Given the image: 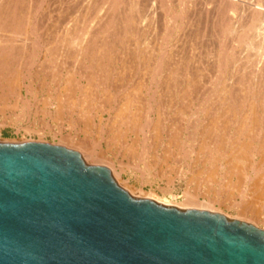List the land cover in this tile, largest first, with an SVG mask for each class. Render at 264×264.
Instances as JSON below:
<instances>
[{"label": "rangeland", "instance_id": "1", "mask_svg": "<svg viewBox=\"0 0 264 264\" xmlns=\"http://www.w3.org/2000/svg\"><path fill=\"white\" fill-rule=\"evenodd\" d=\"M72 1L71 0H62V1L61 0H56V1L55 0H52V1L51 0H44V1L42 0V2L40 4L37 3L40 8L38 6L34 5L36 7V9L34 8L33 5H31L33 7L32 12H34V13H32V15H34V17L31 15V21L34 25L30 24L31 27H29V29L32 28V30H29L28 25H27V32L26 33L28 35L26 34V37L27 36L29 37V38L27 37V39H28L27 44L29 46L26 44L28 47L25 51L26 53L24 52L25 56L20 57L19 55H17V57H15L13 60L14 61L13 63H15V64L13 66H11V68L16 69V71L18 69L20 77H21L20 81L23 77L25 79V80L22 79V81L20 83V84H22L21 85V88H22L21 89V96L17 97L16 94L15 95H13V94L9 95L8 94L9 91H8V89H6L7 87H3V89H1V91H0V95H1L0 97H4L5 100L8 97L7 101L6 102L4 101L7 105L3 102V98H1L2 100L0 99V141L1 142L40 141V142H46V143L62 145V146H65L66 144L64 141H67L68 143H72L71 149L77 150L82 155V158L83 159L85 158L84 160L86 163L94 164V165H103L106 167L108 166L107 168L108 169L110 168L109 170L112 172L111 174H112L113 178L116 180V182L118 184L120 183L122 187L124 186L123 188H126V190L128 192H132L131 194L134 193L133 194L134 196L137 195L136 198H147V195H148V197L149 196L153 197L152 200H154L156 202L159 201L158 203L161 202V204H163V205H172V206L178 207L180 209H187V208L198 209V207H199V209H202V210H207V211L217 212V213L223 214L228 219H237L240 221H244V222L253 224L254 226L264 230V210H262V209H264L263 205H260L261 203L259 204L260 206H262L261 207L262 209H260V206L258 204H255L254 209L255 210L259 209L258 211H256L257 216L255 215V217H257V218H255V217H253L254 215H252L253 213L245 212L243 210V207H242V202L240 203V201H242V197L240 195V190H242L241 187L243 188L244 184L249 185L248 183H250V178H253V177L255 178V176L252 175L251 171L247 170V168H246L247 164H248V163H246L247 160H246V162L244 161V165H243L242 160H240V163L242 162L241 165L244 166V167L241 166V168L242 169L246 168V170H243V171H246V173L244 172L245 176L243 175V178H245V177L246 178H245V181H243L244 179L241 178L243 181L242 183H238L239 175L238 176L235 175V176L230 177L229 173H227L228 172L227 168H228V165L230 162V155L232 154L231 151H233V149L231 150V147H230L231 145L229 146V144L231 141L238 139V135L235 136L236 135V131H235L236 126L233 125L231 127H228L227 124L229 122L226 124L227 121L224 120L225 124H223L222 122H224V121H221V126L223 124L224 128L223 127H222V129L220 128L221 131H219V132H220V135H222V136H223V134L225 136H227V133L228 134L230 133L229 135L231 136V140H229V144H227V146H229V147H227L225 144H222L221 147L220 146L217 147V146H215V144L213 142L210 143V141H209L207 146H209L210 144L211 145L208 148L205 147L204 150L199 149L201 147L200 145H201L202 139L200 138L201 134H198V133H200V129H202L201 127L203 125L202 124L203 123V117L205 116V114L210 115L212 112H209V110L211 111V109H213L214 107H217V104H216V102H213L214 101L213 99H215V95L218 94L220 91V88H222L221 85L226 84L227 82H228V84H230L229 82H231V84L234 87H236V85H234L235 83H232V82L237 81L236 79H234L233 75H235V74L238 75L240 73V72H237V69L235 66L234 67L232 66L233 69H231V65H234V64H232V63H234V62H232V61H234V60H232L235 58L234 56H236L237 54L239 55V53H241L242 50H240L239 44L235 43V45H237V46L234 49L235 51H233L234 53H230V51H227L228 50L227 48L230 45L231 40L234 39V37L233 38L231 37L233 33H230V34L228 33L230 35L229 37L227 34L220 35V34H222L221 32H223V31L220 32V28L224 27V26L220 27L221 26L220 23H222V20H219V19H221L220 17H222L221 10H218V13L215 12L214 16L212 13H211L212 15H210V12L212 9L209 8L210 10H208L207 8L206 9L204 8V7H206V4L204 6L205 0H203V1L197 0V2L195 4L196 6L194 5L192 7V9L188 8L186 10L188 12L185 11V13H186L185 18L183 20H177V22H176L174 20L173 16L175 15L176 11L178 12L181 9V3L178 4V0H168L167 3L163 2L164 4H162V7H164V8H161V5H160L161 0H158L159 2L156 1V3H155L156 7H154L152 5V3H150L149 4L150 6H148V7L152 8V6H153V8H154V9L152 8L153 9L152 13L150 11V8H147L146 13L149 12V14L147 15L148 17L146 16V13H145L146 17L145 16L143 17L146 21H142L144 19H142V20L139 19V21L135 24L136 30L139 29L140 32L139 31H137V32H135V31L125 32L126 35H124L123 39L127 40V38L130 36V39L128 38V41L129 40H132V41H130V43L126 42L127 44L123 45L125 43L124 40H118L117 38L115 39V40L119 41V42L117 41V43H115V44H116L117 48L120 47V49L118 48L119 53L118 52L116 53L117 56L119 55L118 57L115 55L116 51L114 52V55H115L114 59L120 58L118 60H120L122 62V60L124 58H127L126 59L127 63H126L125 59L123 60L124 62H122V63L119 62L118 60L117 61L114 60L115 62L114 61L112 62L113 67H111V69H109V71L111 72V73L109 72V74H110L109 76L110 77L112 76V78L108 77V79L109 78L110 79L107 82V84L111 83L110 84V89H111L110 91L107 90L106 91L107 93H105V91L102 89L103 86L101 87V85L99 83L96 86V87H98V85H99V87L93 89V91H94L93 93H95V94L91 95L92 98L93 97L95 98V96H96V99L98 97L99 100L95 99V101H94V99H93L94 102L92 101L90 103L91 106H89V111H88L89 116H87V117L89 118L91 125H89L90 127L89 126L85 127L86 128L85 129L83 122H85V120H87V117L84 115L85 114L88 115V114L87 113L83 114L82 113L83 111H81V110L79 111L78 107L74 106V104L77 102V97L79 96L78 95L79 93L74 94L73 99L76 100L75 103L74 102L68 103L69 105L71 104V107H73L72 108L73 110L71 109V107H70V109H67V108H69L68 104L63 103V105L65 104L64 105L65 107H64L62 115H60V117H58V115L56 114L57 112H55V111H57L55 109L57 107L56 106L57 105L56 104V102H57L56 93L58 94V92L61 90V87L63 86L62 84H64V82H65L64 78L66 77L65 69L64 68H63L64 70L62 69L63 70V71H61L62 74H59V73H61L59 69H61L60 67L64 64L63 66H65V68H68V69L70 68V70H71V68H73L72 63H69L70 64L69 65L68 62L70 60L69 61H67L66 59L64 60L63 56H61L62 59L60 58L61 61H59V57H60L59 55H57V57L55 58V63H50V61H51L50 59H52V58H50L49 55H47V53L52 54V52L50 50L49 51L47 50V52L44 51L49 46L50 47H56L57 46V44L54 43L56 38L58 37L57 39H60V38L62 39L63 34H61L60 32H62L63 29L65 30L66 28H68V27H64V25L67 24L66 26H68L69 22H70L69 24L72 23L71 21H72V19H74L72 17H74V15H76V14H74L75 13L74 11H75L77 5H78L77 9H79L81 7V0H78V3H77V0H72ZM144 1H146V4H148L150 2V0H140L139 2L142 3ZM101 2H102V0H101ZM101 2H100V4H101ZM166 6H168V8H166ZM64 7H67V8H64ZM178 7H180V9H178ZM202 7H203V9H201ZM194 8H195V11H194ZM140 9H141V6H140ZM168 9H170V10H168ZM162 11L164 12V14H160V13H163ZM204 11H209V12H208V14H205L206 12H204ZM155 12L159 13V15L156 14ZM170 12H171V14H170ZM197 12L198 13L200 12V13L198 14ZM62 13H64V14H62ZM167 13H168V15H167ZM193 13L194 14L196 13L195 14L196 16ZM57 14H58V16H57ZM77 14L80 15L79 12H77ZM153 14H154L155 18H157L156 16H158V18L154 19ZM57 17H59L60 19ZM203 17L205 18L204 21H203V19H204ZM56 18L59 21L56 20ZM191 18H193V20ZM65 19H66V21H65ZM194 20H196V21H194ZM243 20L244 19H242V22L240 20L241 24L244 22ZM119 21H120V19L116 20V22H119ZM139 22H141V23H139ZM145 22L148 24H145ZM149 22L153 23V24L151 25ZM194 22H196V24ZM172 23H173V25H172ZM261 23H262V28H263V29L261 28V30H263V31H261V34L259 36L260 38L258 40L256 39V41H258L259 45H261L260 42L263 41V40H261V37L263 38L262 33L264 32V19L262 20ZM35 24L38 27L35 26ZM165 24H166V26H168V28L165 27ZM193 24H195V25H193ZM120 25L121 24H117V26L115 25L114 30H116V33L118 31H120V28H121ZM158 25H159V27H158ZM33 27H36L37 30ZM150 27H152V28H150ZM180 27H182V28H180ZM61 28H63V29H61ZM164 28H167V30L169 32ZM186 28H188V29H186ZM149 29H150V32H149ZM192 29H194V30H192ZM145 30H146V32H145ZM186 30H189L188 33ZM201 31H203L204 33H201ZM113 33H115V32L113 31ZM120 33L121 34H119V32H118L116 34V36L118 37V34H119V36L120 35L123 36L122 32H120ZM129 33H130V35H129ZM169 33L172 37L169 35ZM201 34L202 35L204 34L203 36L205 38ZM146 35H147V37H145ZM187 36L190 38H188ZM196 36H198V37H196ZM233 36H235V34H233ZM139 37H141V38H139ZM113 38H115V37H113ZM149 38H150V40H149ZM196 38H197V40H195ZM250 38L252 39V41H251V39H249L250 42L248 41L247 43L252 42V44H249V45L246 44L247 46L245 45V47H250V48H247L248 50L246 52L247 53L246 59H248V60H246L245 65H243V66H245V69L250 68L249 65H250L251 59H254L257 57V55L254 54L255 53L254 50L256 49L255 46H256L257 42L254 43L253 37H250ZM21 39H23V38H21ZM152 39H153V41H152ZM162 39H164L165 42ZM145 40H146V42L148 41L149 43L147 42L148 43L147 44L145 42ZM222 40H224V41H222ZM35 41H37V42H35ZM67 41L69 42L70 40L68 39ZM220 41H221V43H220ZM49 42H52L53 46L49 45V44H51ZM134 43L135 44L140 43V45H136V47H135ZM21 44H23V43L21 42ZM35 45L37 47H34ZM46 45H48V46L46 47ZM142 45L144 48L142 47V49H140L141 48L140 46H142ZM151 45L156 47V49L155 48L150 49ZM188 45H191V46L188 47ZM197 45L199 46V48H197ZM30 46H33V47H30ZM67 47H70L69 51H71V53L74 52V50H72L73 49L72 45L69 44V46H67ZM183 47H184V49H182ZM30 48H32V49H30ZM58 48L60 50L59 46H58ZM176 48H178L179 50ZM223 49H225L226 51ZM249 49H251V50H249ZM138 50H139V52H138ZM166 51H167V53H169V52L170 53L167 54ZM192 51H193V53H192ZM197 51H199V52H197ZM221 51L223 53L225 51V53H224L225 55ZM176 52H178V53H176ZM184 52H186V53L184 54ZM209 52H210V54H209ZM220 52L222 53V55ZM235 52H237V53H235ZM127 53H128V55H130L128 57H131V58L133 57L135 60L133 58L132 59L130 58L132 61L130 59H129L130 60L129 61L128 57H126ZM146 54L149 55V57ZM176 54H177V56H175ZM22 55H23V53H22ZM170 55H172V56H170ZM136 56H138V57H136ZM145 56H147V57H145ZM158 56H160V57H158ZM161 56H162V60H160ZM181 56H182V58H185V59H182ZM254 56H256V57H254ZM18 57H20V58H18ZM174 57H176V58H174ZM192 57L194 58V61L191 59ZM226 57H228L227 58L228 60L226 59ZM17 58H18V61L15 62V60H17ZM22 58H23V60H22ZM168 58H171L173 62H176V63H173V65L176 64L175 66L179 65V64H177L178 61L181 62L182 65L183 64L185 65V63H182V62H184V60H186L185 62L188 63V64H186V66L189 65L190 68L192 66L191 69H192V71L194 70V73L196 72L195 69L196 68L198 69L199 73L196 72V74L197 75L200 74L199 78H198L199 82L197 83L198 84L197 90L195 89L196 91L193 95L188 96V97L186 96L184 99V97L180 94L179 90L182 87V82L180 83V80L182 79V76H181L182 72L181 71H182L183 66L177 71L176 75L175 74L173 75V77L171 78V80L173 79V81L168 82V79H170L168 76H170L171 69H173V66L171 67V65H170L171 63L167 64L170 71H169V69H165L164 65L167 62L166 60ZM195 58H196V60H195ZM25 59H27V61ZM136 59H138V60H136ZM221 59H222V62L220 63L219 61H221ZM47 61H49V62H47ZM128 61H129V63H128ZM135 61H136V64L138 66L135 67V65L133 64L134 65V70H133L132 67L129 68V66H131V65L128 66V64H130V62L132 64ZM149 61H150V63H149ZM156 61H159V62L156 63ZM228 61H230L231 63H229ZM19 62H23L24 65H21V67L19 66V68H17L18 65L16 66V63H19ZM58 62H60V63H58ZM223 62H224V64H223ZM124 63H126L128 68L127 67H125L126 69L122 68ZM163 63H164V65H163ZM53 64H56V68L58 67L57 68L58 71L55 69V65H53ZM57 65H59V66H57ZM67 65H69V67H67ZM120 65H122V66H120ZM148 65H149V68H148ZM155 65H156V67H155ZM161 65L164 66V67H162L164 69V70L162 69V71L157 69V66L160 67ZM215 65L218 67H221V68H219V70H218V68ZM43 67H45V68H43ZM202 67H204V68H202ZM53 68H54V70H53ZM135 68H137V69L135 70ZM155 68H156V70H155ZM240 68L243 69L244 67L243 68L240 67ZM122 69L123 70L125 69V72H122L123 71ZM225 69H227V70H225ZM27 70H28V72H27ZM130 70H131V73H130ZM234 70H236V73L233 74ZM166 71L169 73V75H167L168 73ZM215 71H217V72L219 71V75H221V77L222 76L223 77H222L221 81L219 79V82L217 83V85H212V79L215 76V74L217 73ZM230 71H231V73H230ZM253 71H255V72H253ZM257 71H261V69L260 68L259 69L252 68V72L255 75V77L253 78L254 75L252 74V72L249 73L248 70H246L247 74H249V75L251 74L250 76L252 77V79L249 76L246 77V79H248V81L250 79L249 86H251L253 84L251 82V80L254 81L256 79V82L258 81L257 79H259L258 75L260 73ZM228 72H229V74H228ZM145 73H146V75H145ZM53 74H54V76H53ZM130 75H131V77H130ZM178 75L181 76V77L179 76L181 79L178 77ZM153 76H154V78H153ZM56 77H57V79H56ZM232 77H233V79H232ZM177 78H179V79H177ZM200 79H202V80H200ZM132 80H133V82H132ZM219 83H221V84H219ZM23 84H24V86H23ZM109 84H108V86H109ZM117 84H118V86H116ZM137 85L139 87H142V88H140L141 91L139 90V88H137L138 90L136 89L137 90L136 92L140 95L139 96H137L138 94L134 95L135 98H137V100H138V101L136 100L135 104L136 105L139 104L137 106L135 105V107H136V109H138L139 116L141 117L140 121H142L143 123L148 121V120H145L144 117L145 116L148 117L147 116L148 114L146 112L149 111V109H148L149 105H151V107L153 106L152 110L155 109L151 113V121L153 122L152 125L153 126L156 125L158 123L157 122L158 120L161 121V122H159V124H157V125H159L158 127H156L153 130L151 129L150 131L148 130L149 131L148 134L147 133L145 134V133L140 132V131L138 132L137 130L134 131L132 128H130V126H127V125H126V129H125L124 125H122V126L120 125V127H118V125L115 124V120H114V115H115L114 112L118 107H120L122 105L121 102L124 99L123 96L129 95V93L132 94L133 92H131V91H133L134 87ZM112 87H113V90H112ZM144 87H146V88H144ZM211 87H214L213 88L214 91H211L212 90ZM210 88H211V90H210ZM57 90H59V91H57ZM124 91H129V92H124ZM210 91H211V93H210ZM6 92L9 96H7L5 94ZM109 92H110V96H108ZM134 92H135V90H134ZM159 93L161 95H159ZM235 93L237 94V96H239V94H240V93L238 94L237 91ZM113 94H114V96H113ZM151 94H153V95H151ZM4 95H6V96H4ZM149 95H151V97L153 99ZM211 95H212V97H211ZM206 96H207V98H206ZM103 97H104V99H103ZM139 97H140V99H138ZM190 97H192V98H190ZM147 98H148V100H147ZM187 98L190 100L188 101ZM114 99H115V101H114ZM150 100H151V102H150ZM152 100H153V102H152ZM104 102H106V104ZM175 102H176V104H175ZM189 102H190V104H188ZM211 102L215 103L216 106H215V104H211ZM92 103H94V104H92ZM66 104H67V106H66ZM99 104H101V105H99ZM183 105L185 107H183ZM209 106L212 108H209ZM183 108H185V109H183ZM208 108H209V110H208ZM66 109L68 110L67 112L65 111ZM203 109L206 112H202ZM70 110H72V111H70ZM259 110H260V113L263 112V108H260ZM241 112L243 113L244 111H241ZM159 115H160V117H159ZM83 117H86V119L84 120ZM173 117H175V118H173ZM196 118H198V120H196ZM149 120H150V118H149ZM198 121H200V124ZM170 123H172V124L170 125ZM191 124H192V126H191ZM165 126L169 129H167ZM194 126H196V127H194ZM110 127H113L114 129H112V128L110 129ZM108 128L111 131H109ZM228 128H229V132H227ZM180 129H181V131H180ZM85 130L87 132H85ZM159 131H161V132L159 133ZM163 131H165V132H163ZM178 131L180 133H178ZM186 131L188 133L189 132L190 133L187 134ZM222 131L225 133H223ZM115 132L116 133L119 132L120 137L119 136L117 137L116 136L117 134ZM258 132L260 135H261V133L264 132V126L263 125H262V128H257L256 133L258 134ZM167 133H168V135H167ZM144 134L146 136H144ZM172 134H173V136H172ZM112 135H113V137H112ZM154 135H156V136H154ZM171 136L176 139L174 143L170 141L172 138ZM215 136H216V134H215ZM108 137L111 140H109ZM176 137H178V138H176ZM65 138H66V140H65ZM105 138H107V139H105ZM198 140L201 142H199ZM84 141H85V143H84ZM196 141H198V142H196ZM107 142H108V144H107ZM187 142H188V144H187ZM78 144L80 146L84 145L85 147H86V145H89V144H91V146L93 147V144H95L94 146H96V147H94L93 150L96 152V154L94 153L93 158H91L92 160H90V158L86 159L87 157H85V156H87V154H83V152H82L83 150L81 148L78 149L79 147H77V146H76L77 148H75L74 145H78ZM120 144H123V145H120ZM129 145H131L130 148H129ZM67 146H70V145H67ZM190 146H192V147H190ZM81 147H83V146H81ZM87 147L90 148V146H87ZM68 148H70V147H68ZM124 149H126V150L124 151ZM131 149H133V150H131ZM142 149L144 150L143 153H142ZM169 149H170V151H169ZM206 149L207 150L209 149L210 151L209 150L207 151ZM134 150H136V155H134L135 154ZM201 150L203 152H201ZM224 150H225V152H224ZM227 151H228V153H230L229 155H228ZM196 152H197V154H196ZM184 153H185V155H184ZM249 153H247V155L250 156ZM97 154H99V157H97ZM137 154L139 157L137 156ZM142 154L144 157L140 156ZM173 154H174V156H173ZM186 154H188V155L186 156ZM100 155H101V160L99 163V160L97 161V159L98 158L100 159ZM167 156L168 157L170 156V157L168 158ZM215 157H216V159H215ZM227 158H229V160ZM261 158H262L261 156L256 154V156L254 158L256 160H254L255 162H253V163L258 164V162L261 161ZM163 159H164V161H163ZM209 159H210V161H208ZM154 161H156V162H154ZM227 161H228V163H227ZM110 164H111V166H110ZM214 164H216V165H214ZM255 166H257V165H255ZM217 167H218V169H217ZM211 169L212 170H218L217 175L215 174V176H214L216 178H213L209 174L207 175V173H209V171H211ZM263 169H264V164H262V171H264ZM247 172H249V174ZM225 173H227V175ZM224 174H225V176H224ZM246 175H248V177ZM195 176L197 178H195ZM198 177H199V179H198ZM208 178H209V181H207ZM226 178H228V179H226ZM247 178H249V179H247ZM229 179H230V181H228ZM224 186H226V188ZM231 186H234V187H231ZM198 188H199V190H198ZM186 190L188 192V193L186 192L187 194L192 193V194L197 196L196 197V202H197L196 205L197 206L195 205V207H189V205L188 206L184 205L186 202L185 200L187 199V194H185ZM230 190H231V192H230ZM148 199H150V198H148ZM207 203L208 204L210 203L209 205L210 206L212 205L211 206L212 208L211 207L209 208ZM205 205H207V207ZM254 213H255V211H254Z\"/></svg>", "mask_w": 264, "mask_h": 264}, {"label": "water", "instance_id": "2", "mask_svg": "<svg viewBox=\"0 0 264 264\" xmlns=\"http://www.w3.org/2000/svg\"><path fill=\"white\" fill-rule=\"evenodd\" d=\"M0 264H264V230L136 198L75 149L0 141Z\"/></svg>", "mask_w": 264, "mask_h": 264}, {"label": "bare ground", "instance_id": "3", "mask_svg": "<svg viewBox=\"0 0 264 264\" xmlns=\"http://www.w3.org/2000/svg\"><path fill=\"white\" fill-rule=\"evenodd\" d=\"M44 1V0H43ZM52 1V0H51ZM56 1V0H55ZM62 1V0H61ZM72 1V0H71ZM140 0H102V2H101V0H81V7L79 8V9H77V7H78V5H77V7H76V9H75V13L74 14H76V15H74V17H72V18H74V19H72V23L71 24H69L68 23V26H66V25H64V27H68V28H66L65 30L63 29V28H61V29H63V31L62 32H60L61 34H63V36H62V39L60 38V39H57L56 38V40H55V42L54 43H56L57 44V46L56 47H47L48 45H46V49L44 50V51H46L47 52V50L49 51H51L52 52V54L51 53H47V55H49V57L50 58H52V59H50L49 57V59L51 60L50 61V63H55V58L57 57V55H59L60 57H59V61H61L60 60V58H61V56H63L64 57V60L66 59L67 61H69L68 62V64L69 63H72V66H73V68H71V70H70V68L68 69V68H65V66H63L62 64V66L60 67L61 69H59L60 70V72L61 71H63L64 69H65V74H66V77L64 78L65 80V82H64V84H62L61 86V90L59 91V90H57V91H59L58 92V94L56 93V95H57V98H56V100H57V102H56V110L57 111H55V112H57L56 114L58 115V117H60V115H62V113H63V110H64V105H63V103H75L76 102V100L75 99H73L74 98V94L76 93V94H78L79 96L77 97V104L75 105L74 104V106L75 107H78V109H79V111L81 110V111H83L82 113L84 114V113H87L88 115H84V116H89V113H88V111H89V106H91L90 105V103L93 101V99H94V101H95V99H96V96H95V98L93 97L92 98V94H95V93H93L94 91H93V89L94 88H98L99 87V85H98V87H96L97 86V84L99 83L100 85H101V87H102V89L105 91V93H107L106 91L108 90V91H110L111 89H110V84H109V86H108V84H107V82L109 81V79L110 78H112V76L110 77L109 75V69H111V67H113L112 65V62L114 61V60H118V59H120V58H116V59H114V56L116 55L117 56V52L119 53V49H120V47H118L117 48V46H116V44L115 43H117V41L118 40H124V44L123 45H125V44H127L128 42L130 43V41H132V40H129L128 41V38L130 39V36L127 38V40H125V39H123V37H124V35H126V33L125 32H132V31H135V32H137V31H139L140 32V30L138 29V30H136V26H135V24L139 21V19H144L143 17L145 16V13H146V10H147V8H150V7H148V6H150L149 4L150 3H152V5L154 6V7H156V1L157 2H159L158 0H150V2L148 3V4H146V1H144V2H142V3H140L139 2ZM203 1V0H202ZM42 2V0H0V91H1V89H3V87H7L6 89H8V94L10 95H15L16 94V96L17 97H20L21 96V85L22 84H20L21 83V81H22V79H24V77L21 79V81H20V74H19V71H18V69H17V71H16V69H13V68H11V66H13L15 63H13L14 61V58L15 57H17V55H19L20 57L21 56H25L24 55V52L26 51V49H27V47L29 46L27 43V37H26V32H27V25H28V29H29V27H31L30 26V24H32V25H34L33 23H32V21H31V15H32V13H34V12H32V6L31 5H35V6H38V4L37 3H41ZM47 2V1H46ZM60 2V1H59ZM68 2V1H67ZM73 2V1H72ZM100 2H101V4H100ZM167 3L168 2V0H161V3H160V5H161V8H164V7H162V4H164V3ZM175 2V1H174ZM196 2H197V0H178V4L179 3H181V9H180V7H178V9H180L178 12L176 11V13H175V15L173 16L174 17V20L177 22V20H183L184 18H185V11L188 9V8H190V9H192V7L196 4ZM200 2V1H199ZM77 3H78V0H77ZM100 4V5H99ZM172 4V3H171ZM176 4V3H175ZM202 4V3H201ZM205 4H206V7H204L205 9L207 8L208 10H210L209 8H211L212 10H211V12H210V15H212L213 14V16H214V14H215V12H217L218 13V10H221V14H222V17H220L221 19H219V20H222V23H220L221 24V26L220 27H222V26H224L223 28H220V32L221 31H223V32H221L222 34H220V35H225V34H227L228 35V37L230 36L229 34L230 33H233V34H235V36H233V34H232V38L234 37V39H232L231 40V42H230V45L228 46V50L227 51H230V53H234L233 51H235L234 49L236 48V46L237 45H235V43H237V44H239V47H240V50H242L241 51V53H239V55L237 56H234L233 58L234 59H232V60H234V61H232V62H234V63H232V64H234V65H231V69H233L232 68V66L234 67H236V69H237V72H240L238 75H233V77H234V79H236L237 81L236 82H232V83H235L234 85H236V87H234L232 84H231V82H229L230 84H228V82L226 83V84H222L221 86H222V88H220V91H219V93L218 94H216L215 95V99H213L214 101L213 102H216V104H217V107H214L213 109H211V111L209 110V108H212V107H210L209 106V108H208V110H209V112H212L210 115L208 114V115H206L205 114V118L203 117V125H202V129H200V133H198V134H201V139H202V142L201 141H199V142H201V147L199 148V149H203L204 150V148L206 147V148H208L211 144V142H213L214 144H215V146H217V147H221L222 146V144H225L226 146H227V144H229V140H231V136L227 133V136H225L224 134H223V136L222 135H220V132L219 131H221V129H222V127H223V124H225V121L224 120H226L227 122H226V124L228 125V127H231V126H236L235 127V131H236V135L235 136H237L238 135V139H235L234 141H231L230 142V144H229V146L231 147V150L233 149V151H231L232 152V154L230 155V162H229V165H228V172L227 173H229V175H230V177L231 176H235V175H239V180H238V183H242L243 181H245V178H243V175L245 176V173H246V171H243V170H246V168H247V170H250L251 171V173H252V175H254L255 176V178L253 177V178H250V183H248L249 185H245L244 184V186H243V188L241 187V189L242 190H240V195H241V197H242V201H240V203L242 202V207H243V210L245 211V212H251V213H253L252 215H254L253 217H255V215H256V211H258V210H255L254 208H255V204H260V205H263V207H264V171H262V164H264V132L263 133H261V135L259 134V132H258V134L256 133V131H257V128H262V125L264 126V32L262 33V35H263V38L261 37V40H263L262 42H260V44L261 45H259L258 44V41H256V39L258 40L260 37V34H261V31H263V30H261V28H262V20L264 19V0H205V2H204V6H205ZM151 5V6H152ZM173 5V4H172ZM34 6V8L36 9V7ZM61 6V5H60ZM59 6V7H60ZM140 6H141V9H140ZM153 6H152V8H153ZM196 6V5H195ZM39 7V6H38ZM58 7V8H59ZM74 7V8H75ZM40 8V7H39ZM64 8H67V7H64ZM152 8H150V11H151V13H152V10L154 9H152ZM159 8V7H158ZM166 8H168V6H166ZM171 9V8H170ZM170 9H168V10H170ZM201 9H203V7L201 8ZM38 10V9H37ZM197 10V9H196ZM64 11V10H63ZM62 11V12H63ZM173 11V10H172ZM194 11H195V8H194ZM77 12H79L80 13V15L79 14H77ZM163 12V11H162ZM186 12H188V11H186ZM204 12H206L205 14H208V12L209 11H204ZM36 13V12H35ZM69 13V12H68ZM73 13V12H72ZM156 14H158L159 15V13H157V12H155ZM198 13V12H197ZM200 13V12H199ZM198 13V14H199ZM212 13V14H211ZM59 14V13H58ZM58 14H57V16H58ZM62 14H64V13H62ZM149 14V12L148 13H146V16ZM155 14V15H156ZM160 14H164V12L163 13H160ZM170 14H171V12H170ZM174 14V13H173ZM172 14V15H173ZM194 14V13H193ZM192 14V15H193ZM196 14V13H195ZM194 14V15H195ZM36 15V14H35ZM67 15V14H66ZM71 15V14H70ZM167 15H168V13H167ZM166 15V16H167ZM191 15V14H190ZM33 17H34V15H32ZM45 16V15H44ZM47 16V15H46ZM68 16V15H67ZM66 16V17H67ZM72 16V15H71ZM145 16V17H146ZM171 16V15H170ZM196 16V15H195ZM63 17V16H62ZM148 17V16H147ZM150 17V16H149ZM153 17H154V14H153ZM157 18H158V16H156ZM162 17V16H161ZM48 18V17H47ZM57 18H59V17H57ZM56 18V20H58ZM70 18V17H69ZM138 18V19H137ZM157 18H155L154 17V19H157ZM194 18V17H193ZM193 18H191L192 20H193ZM204 18V17H203ZM217 18V17H216ZM219 18V17H218ZM35 19V18H34ZM55 19V18H54ZM60 19V18H59ZM64 19V18H63ZM120 19V21L119 22H116V20H119ZM162 19V18H161ZM173 19V18H172ZM242 19H244L243 21V23L241 24L240 23V20H241V22H242ZM33 20V19H32ZM62 20V19H61ZM71 20V19H70ZM69 20V21H70ZM173 20V21H174ZM205 20V18L203 19V21ZM207 20V19H206ZM218 20V21H219ZM38 21V20H37ZM59 21V20H58ZM57 21V22H58ZM65 21H66V19H65ZM142 21H146L145 19L144 20H142ZM148 21V20H147ZM154 21V20H153ZM194 21H196V20H194ZM35 22V21H34ZM62 22V21H61ZM221 22V21H220ZM54 23V22H53ZM52 23V24H53ZM139 23H141V22H139ZM138 23V24H139ZM150 23V22H149ZM168 23V22H167ZM166 23V24H167ZM187 23V22H186ZM189 23V22H188ZM191 23V22H190ZM195 24H196V22H194ZM240 23V24H239ZM117 24H121L120 25V31H118L119 32V34H121L120 32H122V35L123 36H119V34H118V37L116 36V34L118 33H116V30H114L115 29V25L117 26ZM145 24H148V23H146L145 22ZM144 24V25H145ZM151 25L153 24V23H150ZM166 24H165V27H167L168 28V26H166ZM185 24V23H184ZM195 24H193V25H195ZM42 25V24H41ZM50 25V24H49ZM62 25V24H61ZM143 25V26H144ZM172 25H173V23H172ZM189 25V24H188ZM207 25V24H206ZM218 25V24H217ZM35 26H37L36 24H35ZM141 26V25H140ZM179 26V25H178ZM183 26V25H182ZM216 26V25H215ZM38 27V26H37ZM40 27V26H39ZM46 27V26H45ZM62 27V26H61ZM102 27V28H101ZM158 27H159V25H158ZM186 27V26H185ZM33 28H35L36 30H37V28L36 27H33ZM150 28H152V27H150ZM167 28H164V29H166L167 30ZM180 28H182V27H180ZM190 28V27H189ZM207 28V27H206ZM49 29V28H48ZM118 29V28H117ZM157 29V28H156ZM179 29V28H178ZM186 29H188V28H186ZM209 29V28H208ZM224 29V30H223ZM263 29V28H262ZM29 30H32V28L31 29H29ZM28 30V31H29ZM34 30V29H33ZM101 30V31H100ZM154 30V29H153ZM192 30H194V29H192ZM201 30V29H200ZM112 31V32H111ZM113 31L115 32V33H113ZM156 31V30H155ZM168 31V30H167ZM178 31V30H177ZM182 31V30H181ZM187 31V33H188V31L189 30H186ZM204 31V30H203ZM203 31H201V33H204ZM30 32V31H29ZM47 32V31H46ZM145 32H146V30H145ZM144 32V33H145ZM149 32H150V29H149ZM154 32V31H153ZM152 32V33H153ZM169 32V31H168ZM171 32V31H170ZM200 32V31H199ZM36 33V32H35ZM143 33V34H144ZM148 33V32H147ZM229 33V34H228ZM30 34V33H29ZM113 34V35H112ZM149 34V33H148ZM194 34V33H193ZM28 35V34H27ZM49 35V34H48ZM112 35V36H111ZM129 35H130V33H129ZM169 35H170V33H169ZM188 35V34H187ZM202 35V34H201ZM204 35V34H203ZM202 35V36H203ZM261 35V36H262ZM41 36V35H40ZM52 36V35H51ZM128 36V35H127ZM143 36V35H142ZM171 36V35H170ZM190 36V35H189ZM113 37H115V38H113ZM145 37H147V35L145 36ZM144 37V38H145ZM172 37V36H171ZM188 37V36H187ZM196 37H198V36H196ZM204 37V36H203ZM230 37V38H231ZM250 37H253V42L255 43V42H257L256 43V49L254 50L255 51V53L254 54H256L257 55V57L256 56H254V57H256V58H254V59H251V62H250V68H246L245 69V66H243V65H245V63H246V60H248V59H246V57H247V48H250V47H245V45L246 44H252V42L251 43H247L248 41L250 42V40L249 39H251ZM21 38H23V39H21ZM29 38V37H28ZM118 39V40H115V39ZM139 38H141V37H139ZM168 38V37H167ZM176 38V37H175ZM188 38H190V37H188ZM193 38V37H192ZM191 38V39H192ZM205 38V37H204ZM70 40L69 42L67 41V40ZM132 39V38H131ZM170 39V38H169ZM200 39V38H199ZM45 40V39H44ZM48 40V39H47ZM64 40V41H63ZM147 40V39H146ZM146 40H145V42H146ZM149 40H150V38H149ZM163 41H164V39H162ZM195 40H197V38L195 39ZM115 41V42H114ZM152 41H153V39H152ZM169 41V40H168ZM222 41H224V40H222ZM251 41H252V39H251ZM21 42L23 43V44H21ZM31 42V41H30ZM35 42H37V41H35ZM43 42V41H42ZM119 42V41H118ZM121 42V41H120ZM127 42V43H126ZM135 42V41H134ZM140 42V41H139ZM144 42V43H145ZM148 42V41H147ZM146 42V43H147ZM165 42V41H164ZM176 42V41H175ZM196 42V41H195ZM199 42V41H198ZM49 43H51V44H49V45H51V46H53V43L52 42H49ZM132 43V42H131ZM141 43V42H140ZM140 43H138V44H135V47H136V45H140ZM149 43V42H148ZM147 43V44H148ZM153 43V42H152ZM182 43V42H181ZM185 43V42H184ZM188 43V42H187ZM191 43V42H190ZM220 43H221V41H220ZM21 44V45H20ZM28 46H27V45ZM69 44L70 45H72V47H73V49L72 50H74V52L73 53H71V51H69V49H70V47H67V46H69ZM119 44V43H118ZM117 44V45H118ZM121 44V43H120ZM133 44V43H132ZM157 44V43H156ZM178 44V43H177ZM192 44V43H191ZM197 44V43H196ZM34 45V44H33ZM37 45V44H36ZM34 46V47H37V46ZM39 45V44H38ZM44 45V44H43ZM55 45V44H54ZM131 45V44H130ZM145 45V44H144ZM161 45V44H160ZM199 45V44H198ZM197 45V48H199V46ZM220 45V44H219ZM224 45V44H223ZM228 45V44H227ZM19 46V47H18ZM58 46L60 47V50H59V48H58ZM120 46V45H119ZM132 46V45H131ZM146 46V45H145ZM156 46V45H155ZM179 46V45H178ZM183 46V45H182ZM187 46V45H186ZM189 46H191V45H188V47ZM193 46V45H192ZM247 46V45H246ZM18 47V48H17ZM30 47H33V46H30ZM40 47V46H39ZM127 47V46H126ZM133 47V46H132ZM131 47V48H132ZM141 47V48H140ZM139 48L140 49H142V47H143V45L142 46H140ZM160 47V46H159ZM181 47V46H180ZM204 47V46H203ZM44 48V47H43ZM129 48V47H128ZM144 48V47H143ZM152 48H155L156 49V47H154V46H152L151 45V48L150 49H152ZM158 48V47H157ZM223 48V47H222ZM243 48V49H242ZM30 49H32V48H30ZM122 49V48H121ZM127 49V48H126ZM133 49V48H132ZM154 49V50H155ZM169 49V48H168ZM176 49H178V48H176ZM181 49V48H180ZM182 49H184V47L182 48ZM190 49V48H189ZM201 49V48H200ZM207 49V48H206ZM34 50V49H33ZM32 50V51H33ZM125 50V49H124ZM144 50V49H143ZM179 50V49H178ZM193 50V49H192ZM223 50H225V49H223ZM222 50V51H223ZM249 50H251V49H249ZM116 51V52H115ZM149 51V50H148ZM151 51V50H150ZM153 51V50H152ZM185 51V50H184ZM221 51V52H222ZM226 51V50H225ZM225 51H224V53H225ZM71 54H70V53ZM114 52H115V55H114ZM127 52V51H126ZM138 52H139V50H138ZM143 52V51H142ZM173 52V51H172ZM180 52V51H179ZM197 52H199V51H197ZM220 52V53H221ZM238 52V51H237ZM237 52H235V53H237ZM22 53H23V55H22ZM26 53V52H25ZM59 53V54H58ZM129 53V52H128ZM128 53H127V56L126 57H128V56H130V55H128ZM131 53V52H130ZM144 53V52H143ZM149 53V52H148ZM153 53V52H152ZM166 53H167V51H166ZM170 53V52H169ZM169 53H167V54H169ZM175 53V52H174ZM176 53H178V52H176ZM183 53V52H182ZM186 52H184V54H185ZM188 53V52H187ZM192 53H193V51H192ZM191 53V54H192ZM196 53V52H195ZM194 53V54H195ZM223 53V52H222ZM222 53H221V55H222ZM223 53V54H224ZM228 53V52H227ZM125 54V53H124ZM150 54V53H149ZM209 54H210V52H209ZM44 55V54H43ZM147 55V54H146ZM153 55V54H152ZM161 55V54H160ZM163 55V54H162ZM179 55V54H178ZM193 55V54H192ZM191 55V56H192ZM197 55V54H196ZM195 55V56H196ZM206 55V54H205ZM220 55V56H221ZM225 55V54H224ZM251 55V54H250ZM119 56V55H118ZM117 56V57H118ZM143 56V55H142ZM148 57H149V55H147ZM147 56H145V57H147ZM170 56H172V55H170ZM175 56H177V54L175 55ZM186 56V55H185ZM189 56V55H188ZM217 56V55H216ZM252 56V55H251ZM20 57H18V58H20ZM29 57V56H28ZM136 57H138V56H136ZM158 57H160V56H158ZM169 57V56H168ZM198 57V56H197ZM203 57V56H202ZM245 57V58H244ZM249 57V56H248ZM18 58H17V60H15V62H17L18 61ZM27 58V57H26ZM124 58V57H123ZM131 57H128V60L130 59ZM133 58V57H132ZM131 58V59H132ZM152 58V57H151ZM174 58H176V57H174ZM181 58H182V56H181ZM225 58V57H224ZM228 57H226V59H227ZM45 59V58H44ZM62 59V58H61ZM122 59V58H121ZM125 60L127 59V58H124ZM123 59V60H124ZM130 59V60H131ZM134 59V58H133ZM144 59V58H143ZM153 59V58H152ZM166 59V58H165ZM182 59H185V58H182ZM193 61H194V58L192 57L191 58ZM231 59V58H230ZM22 60H23V58H22ZM21 60V61H22ZM26 61H27V59H25ZM29 60V59H28ZM122 60V62H124ZM129 60V61H130ZM135 60V59H134ZM133 60V61H134ZM136 60H138V59H136ZM155 60V59H154ZM160 60H162V56H161V59ZM177 60V59H176ZM181 60V59H180ZM195 60H196V58H195ZM228 60V59H227ZM119 62H121L120 60H118ZM129 61H128V63H129ZM132 61V60H131ZM145 61V60H144ZM167 62L165 63V65H164V63H163V65L165 66V69H169V67L167 66V64H170L171 65V67L173 66V69H171V72H170V76H168L170 79H168V82L169 81H173V79L171 80V78L173 77V75L175 74H177V71L182 67V79L180 78L181 76L180 75H178V77L182 80H180V83L182 82V87H181V89L179 90L180 91V94L184 97V99H185V97L187 96H191V95H193L194 93H195V91L197 90V83L199 82V75H197L196 74V72L197 73H199L198 72V69L196 68L195 70H196V72L194 73V70L192 71V66H191V68H190V66L188 67V66H186V64H188L187 62H185L186 60H184V62H182V63H185V65L183 64H181V62H179L178 60V63L177 64H179V65H177V66H175L176 64H174L173 65V63H176V62H173L172 61V59L171 58H168L167 60H166ZM224 61V60H223ZM31 62V61H30ZM46 62V61H45ZM47 62H49V61H47ZM66 62V61H65ZM115 62V61H114ZM121 62V63H122ZM147 62V61H146ZM157 62H159V61H156V63ZM196 62V61H195ZM220 63L222 62V59H221V61H219ZM229 63H231L230 61H228ZM248 62V61H247ZM58 63H60V62H58ZM126 63H127V60H126ZM126 63H124L123 64V66L122 65H120V66H122V68H125V67H127L128 68V66L129 65H131V66H129V68L130 67H132V69L134 70V65H135V67L136 66H138L137 64H136V61L135 62H133L132 64H131V62H130V64H128V66L126 65ZM149 63H150V61H149ZM155 63V64H156ZM199 63V62H198ZM197 63V64H198ZM28 64V63H27ZM43 64V63H42ZM66 64V63H65ZM134 64V65H133ZM146 64V63H145ZM161 64V63H160ZM215 64V63H214ZM223 64H224V62H223ZM248 64V63H247ZM18 65V66H17ZM21 65H24L23 64V62H19V63H16V66H17V68H19V66L21 67ZM47 65V64H46ZM53 65H55V69L58 71V67L56 68V64H53ZM60 65V64H59ZM59 65H57V66H59ZM70 65V64H69ZM69 65H67V67H69ZM191 65V64H190ZM222 65V64H221ZM164 66H157V69L158 70H160V71H162V67H164ZM205 66V65H204ZM207 66V65H206ZM216 66V65H215ZM230 66V65H229ZM247 66V65H246ZM42 67V66H41ZM155 67H156V65H155ZM217 68H218V70H219V68H221V67H218V66H216ZM225 67V66H224ZM240 67H244L243 69H241ZM248 67V66H247ZM43 68H45V67H43ZM64 68V69H63ZM148 68H149V65H148ZM202 68H204V67H202ZM201 68V69H202ZM252 68H256V69H261V71H257V72H259L260 74L258 75V77H259V79H257L258 81L256 82V79L253 81V80H251V82L253 83L251 86H249V81H250V79H249V81H248V79H246V77L247 76H249V77H251L249 74H247V72H246V70H248V72L249 73H251L252 72ZM63 69V70H62ZM117 69V68H116ZM126 69V68H125ZM125 69L122 71V72H125ZM137 68H135V70H136ZM194 69V68H193ZM206 69V68H205ZM230 69V68H229ZM228 69V70H229ZM51 70V69H50ZM53 70H54V68H53ZM52 70V71H53ZM67 70V71H66ZM120 70V69H119ZM141 70V69H140ZM155 70H156V68H155ZM164 70V69H163ZM225 70H227V69H225ZM128 71V70H127ZM168 71V70H167ZM166 71V72H167ZM169 71H170V69H169ZM168 71V72H169ZM200 71V70H199ZM213 71V70H212ZM233 71V70H232ZM27 72H28V70H27ZM26 72V73H27ZM54 72V71H53ZM129 72V71H128ZM141 72V71H140ZM151 72V71H150ZM157 72V71H156ZM167 72V73H168ZM202 72V71H201ZM215 72H217V71H215ZM224 72V71H223ZM227 72V71H226ZM253 72H255V71H253ZM252 72V74L254 75V73ZM256 72V73H257ZM36 73V72H35ZM111 73V72H110ZM113 73V72H112ZM130 73H131V70H130ZM142 73V72H141ZM158 73V72H157ZM166 73V74H167ZM230 73H231V71H230ZM234 73H236V70H234V72H233V74ZM29 74V73H28ZM33 74V73H32ZM57 74V73H56ZM59 74H62V72L61 73H59ZM126 74V73H125ZM124 74V75H125ZM179 74V73H178ZM196 74V75H195ZM228 74H229V72H228ZM112 75V74H111ZM141 75V74H140ZM145 75H146V73H145ZM167 75H169V73L167 74ZM213 75V74H212ZM28 76V75H27ZM53 76H54V74H53ZM56 76V75H55ZM60 76V75H59ZM119 76V75H118ZM139 76V75H138ZM161 76V75H160ZM214 76V75H213ZM108 77H110L109 79H108ZM130 77H131V75H130ZM137 77V76H136ZM223 77V76H222ZM222 77H221V75H219V71L215 74V76L213 77V79H212V85H217V83L219 82V79H220V81L222 80ZM229 77V76H228ZM233 77H232V79H233ZM255 77V75L253 76V78ZM53 78V77H52ZM126 78V77H125ZM153 78H154V76H153ZM152 78V79H153ZM175 78V77H174ZM179 78H177V79H179ZM257 78V77H256ZM56 79H57V77H56ZM62 79V78H61ZM135 79V78H134ZM138 79V78H137ZM229 79V78H228ZM231 79V80H232ZM251 79H252V77H251ZM25 80V79H24ZM114 80V79H113ZM112 80V81H113ZM148 80V79H147ZM163 80V79H162ZM200 80H202V79H200ZM152 81V80H151ZM228 81V80H227ZM60 82V81H59ZM129 82V81H128ZM132 82H133V80H132ZM28 83V82H27ZM30 83V82H29ZM113 83V82H112ZM126 83V82H125ZM150 83V82H149ZM115 84V83H114ZM219 84H221V83H219ZM29 85V84H28ZM143 85V84H142ZM174 85V84H173ZM172 85V86H173ZM202 85V84H201ZM211 85V84H210ZM23 86H24V84H23ZM115 86V85H114ZM116 86H118V84L116 85ZM141 86V85H140ZM175 86V85H174ZM178 86V85H177ZM219 86V85H218ZM30 87V86H29ZM159 87V86H158ZM163 87V86H162ZM170 87V86H169ZM180 87V86H179ZM60 88V87H59ZM128 88V87H127ZM137 88H139V90H140V88H142V87H139L138 85L137 86H135L134 87V90H135V92H134V90L133 91H131V92H133L132 94H130L129 93V95H126V96H123L124 97V99L122 100V102H121V106L120 107H118L116 110H115V112H114V120H115V124L116 125H118V127H120V125L122 126V125H124V127H125V129H126V125L127 126H130V128H132L134 131L135 130H137L138 132L140 131V132H143V133H147L148 134V132L152 129H155L156 127H158L159 125H157V124H159V122H161V121H157L158 123L156 124V125H152L153 124V122L151 121V113L155 110H152V107H151V105H149L148 103V105H149V111L148 112H146L148 115V117H144L145 118V120H148L147 122H142V121H140L141 120V117L139 116V113H138V109H136V107H135V103H136V100H137V98H135V96L134 95H136V94H138L136 91L138 90ZM144 88H146V87H144ZM151 88V87H150ZM211 88H212V90H211ZM210 88V90L211 91H214V87H211ZM37 89V88H36ZM115 89V88H114ZM123 89V88H122ZM137 89V90H136ZM196 89V90H195ZM112 90H113V87H112ZM149 90V89H148ZM169 90V89H168ZM199 90V89H198ZM36 91V90H35ZM141 91V90H140ZM150 91V90H149ZM152 91V90H151ZM177 91V90H176ZM201 91V90H200ZM208 91V90H207ZM211 91H210V93H211ZM238 92V94H239V96H237V94L235 93V92ZM4 92V91H3ZM28 92V91H27ZM118 92V91H117ZM124 92H129V91H124ZM139 92V91H138ZM164 92V91H163ZM199 92V91H198ZM206 92V91H205ZM29 93V92H28ZM104 93V94H105ZM112 93V92H111ZM148 93V92H147ZM146 93V94H147ZM153 93V92H152ZM201 93V92H200ZM7 96H9L8 94H7V92L5 93ZM142 94V93H141ZM173 94V93H172ZM179 94V95H180ZM197 94V93H196ZM243 94V95H242ZM6 95H4V96H6ZM103 95V94H102ZM112 95V94H111ZM140 94H138L137 96H139ZM151 95H153V94H151ZM151 95H149L150 97H151ZM159 95H161L160 93H159ZM158 95V96H159ZM177 95V94H176ZM180 95V96H181ZM209 95V94H208ZM207 95V96H208ZM242 95V96H241ZM1 96V95H0ZM108 96H110V92L108 93ZM113 96H114V94H113ZM207 96H206V98H207ZM56 97V96H55ZM112 97V96H111ZM194 97V96H193ZM209 97V96H208ZM211 97H212V95H211ZM1 98H3V102L5 101H7V99H8V97H7V99L5 100L4 99V97H0V99ZM6 98V97H5ZM152 98V97H151ZM157 98V97H156ZM167 98V97H166ZM190 98H192V97H190ZM97 99H98V97H97ZM96 99V100H97ZM103 99H104V97H103ZM138 99H140V97L138 98ZM153 99V98H152ZM169 99V98H168ZM173 99V98H172ZM180 99V98H179ZM188 99V98H187ZM212 99V98H211ZM2 100V99H1ZM75 100V101H74ZM99 100V99H98ZM102 100V99H101ZM100 100V101H101ZM109 100V99H108ZM147 100H148V98H147ZM158 100V99H157ZM162 100V99H161ZM174 100V99H173ZM190 99H188V101H189ZM93 101V102H94ZM111 101V100H110ZM114 101H115V99H114ZM120 101V100H119ZM118 101V102H119ZM138 101V100H137ZM141 101V100H140ZM169 101V100H168ZM172 101V100H171ZM205 101V100H204ZM4 102V103H5ZM108 102V101H107ZM117 102V103H118ZM142 102V101H141ZM145 102V101H144ZM150 102H151V100H150ZM152 102H153V100H152ZM183 102V101H182ZM105 104H106V102H104ZM167 103V102H166ZM6 104V103H5ZM67 104H66V106H67ZM92 104H94V103H92ZM108 104V103H107ZM175 104H176V102H175ZM185 104V103H184ZM187 104V103H186ZM188 104H190V102L188 103ZM211 104H215V103H212L211 102ZM216 104H215V106H216ZM7 105V104H6ZM99 105H101V104H99ZM116 105V104H115ZM119 105V104H118ZM117 105V106H118ZM137 105H139V104H137ZM136 105V106H137ZM182 105V104H181ZM199 105V104H198ZM209 105V104H208ZM68 106H69V108H67V109H70V107H71V104L69 105L68 104ZM93 106V105H92ZM104 106V105H103ZM167 106V105H166ZM107 107V106H106ZM115 107V106H114ZM159 107V106H158ZM183 107H185L184 105H183ZM73 107H71V109H72ZM100 108V107H99ZM112 108V107H111ZM260 108H263V112L262 113H260ZM65 110L66 112L68 111V110ZM91 109V108H90ZM95 109V108H94ZM163 109V108H162ZM161 109V110H162ZM183 109H185V108H183ZM73 110V109H72ZM72 110H70V111H72ZM137 110V111H136ZM199 110V109H198ZM207 110V109H206ZM164 111V110H163ZM167 111V110H166ZM197 111V110H196ZM201 111V110H200ZM241 111H244L243 113L241 112ZM262 111V110H261ZM159 112V111H158ZM202 112H206V111H204V109L202 110ZM208 112V111H207ZM65 113V112H64ZM157 113V112H156ZM183 115V114H182ZM196 115V114H195ZM194 115V116H195ZM198 115V114H197ZM204 115V114H203ZM83 116V115H82ZM168 116V115H167ZM199 116V115H198ZM57 117V116H56ZM55 117V118H56ZM86 117H83V119L85 120L86 119ZM113 117V116H112ZM159 117H160V115H159ZM82 118V117H81ZM149 118H150V120H149ZM155 118V117H154ZM172 118V117H171ZM173 118H175V117H173ZM199 118V117H198ZM198 118H196V120H198ZM202 118V117H201ZM82 119V120H83ZM83 120V121H84ZM195 120V121H196ZM177 121V120H176ZM194 121V120H193ZM201 121V120H200ZM200 121H198L199 122V124H200ZM221 121H224V122H222L223 124H222V126H221ZM171 122V121H170ZM178 122V121H177ZM176 122V123H177ZM84 123V128L85 127H87V126H89V125H91V123H90V120H89V118L87 117V120H85V122H83ZM182 123V122H181ZM112 124V123H111ZM169 124V123H168ZM172 123H170V125H171ZM183 124V123H182ZM197 124V123H196ZM198 124V125H199ZM226 125V126H227ZM230 125V126H229ZM178 126V125H177ZM188 126V125H187ZM190 126V125H189ZM191 126H192V124H191ZM221 126V127H220ZM225 126V127H226ZM90 127V126H89ZM88 127V128H89ZM166 127V126H165ZM171 127V126H170ZM194 127H196V126H194ZM114 129L113 127H110V129ZM117 128V127H116ZM129 128V127H128ZM167 128V127H166ZM191 128V127H190ZM221 128V129H220ZM224 128V127H223ZM86 129V128H85ZM119 129V128H118ZM159 129V128H158ZM167 129H169V128H167ZM226 129V128H225ZM90 130V129H89ZM108 130H109V128H108ZM117 130V129H116ZM145 130V131H144ZM149 130V131H148ZM177 130V129H176ZM189 130V129H188ZM259 130V129H258ZM109 131H111V130H109ZM158 131V130H157ZM180 131H181V129H180ZM224 131V130H223ZM222 131V132H223ZM231 131V130H230ZM263 131V130H262ZM85 132H87L86 130H85ZM117 132V131H116ZM115 132V133H116ZM127 132V131H126ZM161 131H159V133H160ZM163 132H165V131H163ZM168 132V131H167ZM175 132V131H174ZM187 132V131H186ZM194 132V131H193ZM227 132H229V128H228V130H227ZM114 133V132H113ZM125 133V132H124ZM155 133V132H154ZM158 133V132H157ZM158 133V134H159ZM171 133V132H170ZM178 133H180L179 131H178ZM177 133V134H178ZM190 133V132H189ZM188 132H187V134H189ZM223 133H225V132H223ZM117 135V137L119 136L120 137V133L118 132V133H116ZM135 134V133H134ZM144 134V136H146ZM215 134H216V136H215ZM219 134V135H218ZM222 134V133H221ZM166 135V134H165ZM167 135H168V133H167ZM166 135V136H167ZM171 135V134H170ZM175 135V134H174ZM218 135V136H217ZM154 136H156V135H154ZM159 136V135H158ZM172 136H173V134H172ZM171 136V137H172ZM194 136V135H193ZM233 136V135H232ZM112 137H113V135H112ZM111 137V138H112ZM125 137V136H124ZM162 137V136H161ZM170 137V136H169ZM109 138V137H108ZM134 138V137H133ZM136 138V137H135ZM138 138V137H137ZM160 138V137H159ZM166 138V137H165ZM176 138H178V137H176ZM236 138V137H235ZM71 139V138H70ZM88 139V138H87ZM105 139H107V138H105ZM194 139V138H193ZM65 140H66V138H65ZM84 140V139H83ZM109 140H111L110 138H109ZM126 140V139H125ZM142 140V139H141ZM158 140V139H157ZM161 140V139H160ZM170 140V139H169ZM175 138H171V142H175ZM192 140V139H191ZM108 141V140H107ZM145 141V140H144ZM153 141V140H152ZM188 141V140H187ZM198 141H196V142H198ZM210 141V145L209 146H207V144H208V142ZM65 142V147L67 146V145H70V146H67V147H70L71 148V145H72V143H68L67 141H64ZM83 142V141H82ZM122 142V141H121ZM142 142V141H141ZM148 142V141H147ZM84 143H85V141H84ZM88 143V142H87ZM99 143V142H98ZM123 143V142H122ZM144 143V142H143ZM142 143V144H143ZM155 143V142H154ZM157 143V142H156ZM184 143V142H183ZM182 143V144H183ZM212 143V144H213ZM92 144V143H91ZM91 144H89V145H86V147L84 146V145H81V146H83V147H81L79 144L78 145H74L75 146V148H77V147H79L78 149H82L83 151V154H87V156H85V157H87L86 159H88V158H90V160H92L91 158H93V155H94V153L96 154V152L93 150L94 149V147H96V146H94L95 144H93V147L91 146ZM107 144H108V142H107ZM126 144V143H125ZM176 144V143H175ZM178 144V143H177ZM180 144V143H179ZM187 144H188V142H187ZM120 145H123V144H120ZM128 145V144H127ZM146 145V144H145ZM156 145V144H155ZM185 145V144H184ZM192 145V144H191ZM199 145V144H198ZM224 145V146H225ZM77 146V147H76ZM87 146H90V148L89 147H87ZM154 146V145H153ZM177 146V145H176ZM229 146H227V147H229ZM73 147V146H72ZM131 147V145H129V148ZM156 147V146H155ZM165 147V146H164ZM174 147V146H173ZM172 147V148H173ZM183 147V146H182ZM181 147V148H182ZM190 147H192V146H190ZM128 148V149H129ZM136 148V147H135ZM167 148V147H166ZM169 148V147H168ZM198 148V147H197ZM223 148V147H222ZM127 149V150H128ZM165 149V148H164ZM188 149V148H187ZM217 149V148H216ZM126 149H124V151H125ZM131 150H133V149H131ZM189 150V149H188ZM195 150V149H194ZM207 150V149H206ZM209 150V149H208ZM207 150V151H208ZM212 150V149H211ZM143 149H142V153H143ZM162 151V150H161ZM169 151H170V149H169ZM179 151V150H178ZM177 151V152H178ZM193 151V150H192ZM210 151V150H209ZM248 151V152H247ZM128 152V151H127ZM131 152V151H130ZM154 152V151H153ZM194 152V151H193ZM201 152H203L202 150H201ZM218 152V151H217ZM223 152V151H222ZM224 152H225V150H224ZM250 152V153H249ZM100 153V152H99ZM133 153V152H132ZM134 155H136V150H134ZM140 153V152H139ZM164 153V152H163ZM166 153V152H165ZM189 153V152H188ZM227 153H228V151H227ZM247 153H249L250 154V156L249 155H247ZM162 154V153H161ZM175 154V153H174ZM174 154H173V156H174ZM196 154H197V152H196ZM230 153H228V155H229ZM256 154L257 155H259V156H261L262 158H261V161H259L258 162V164H254L253 162H255L254 160H256V159H254L255 158V156H256ZM159 155V154H158ZM184 155H185V153H184ZM188 154H186V156H187ZM137 156H138V154H137ZM140 156H143V154L142 155H140ZM155 156V155H154ZM165 156V155H164ZM196 156V155H195ZM97 157H99V154H97ZM96 157V158H97ZM136 157V156H135ZM139 157V156H138ZM144 157V156H143ZM168 157V156H167ZM170 157V156H169ZM168 157V158H169ZM180 157V156H179ZM185 158V157H184ZM187 158V157H186ZM219 158V157H218ZM225 158V157H224ZM85 159V158H84ZM143 159V158H142ZM166 159V158H165ZM203 159V158H202ZM205 159V158H204ZM213 159V158H212ZM215 159H216V157H215ZM228 160H229V158H227ZM226 159V160H227ZM99 160V163H100V160H101V155H100V159L98 158L97 159V161ZM107 160V159H106ZM175 160V159H174ZM240 160H242V162H243V165H244V161L246 162V160H247V162L246 163H248L247 164V167L246 168H241V163H240ZM104 161V160H103ZM102 161V162H103ZM162 161V160H161ZM163 161H164V159H163ZM162 161V162H163ZM201 161V160H200ZM208 161H210V159L208 160ZM92 162V161H91ZM142 162V161H141ZM154 162H156V161H154ZM203 162V161H202ZM96 163V162H95ZM98 163V162H97ZM148 163V162H147ZM227 163H228V161H227ZM164 164V163H163ZM149 165V164H148ZM214 165H216V164H214ZM255 165H257V166H255ZM110 166H111V164H110ZM106 167V166H105ZM108 167V166H107ZM214 167V166H213ZM223 167V166H222ZM242 167H244V166H242ZM204 168V167H203ZM202 168V169H203ZM221 168V167H220ZM110 169V168H109ZM217 169H218V167H217ZM198 170V169H197ZM264 170V169H263ZM227 171V170H226ZM224 172V171H223ZM245 172V173H244ZM112 173V172H111ZM204 173V172H203ZM217 173H218V170H212L211 169V171H209V173H207V175L209 174L210 176H212L213 178H216V177H214L215 176V174L217 175ZM227 173H225L226 175H227ZM248 174H249V172H247ZM223 174V173H222ZM225 174H224V176H225ZM206 175V176H207ZM247 177H248V175H246ZM229 177V178H230ZM195 178H197L196 176H195ZM244 179L243 181H242V179ZM194 179V178H193ZM198 179H199V177H198ZM226 179H228V178H226ZM237 179V178H236ZM247 179H249V178H247ZM246 179V180H247ZM191 180V179H190ZM205 180V179H204ZM195 181V180H194ZM197 181V180H196ZM207 181H209V178H208V180ZM206 181V182H207ZM211 181V180H210ZM228 181H230V179L228 180ZM227 181V182H228ZM248 181V180H247ZM205 182V183H206ZM200 183V182H199ZM214 183V182H213ZM229 183V182H228ZM231 183V182H230ZM236 183V182H235ZM120 184V183H119ZM225 184V183H224ZM233 184V183H232ZM120 186H121V184H120ZM200 186V185H199ZM122 187V186H121ZM124 187V186H123ZM220 187V186H219ZM225 188H226V186H224ZM228 187V186H227ZM230 187V186H229ZM231 187H234V186H231ZM124 189H126V188H124ZM198 190H199V188H198ZM195 191V190H194ZM218 191V190H217ZM187 192V190L185 191V194H187L186 193ZM200 192V191H199ZM222 192V191H221ZM230 192H231V190H230ZM130 194L132 193V192H129ZM134 194V193H133ZM133 194H131L132 196H134ZM198 194V193H197ZM225 194V193H224ZM222 195V194H221ZM137 196V195H136ZM136 196H134V197H136ZM139 196V195H138ZM186 197V196H185ZM196 195H194V194H192V193H189V194H187V199L185 200L186 202H185V206L187 205H189V207H195V205H196ZM147 198H150L151 200L153 199V197L152 196H149L148 197V195H147ZM185 199V198H184ZM228 199V198H227ZM230 199V198H229ZM154 201V200H153ZM156 202V201H155ZM159 202V201H158ZM157 202V203H158ZM211 202V201H210ZM208 204V203H207ZM210 204V203H209ZM208 204V206H209V208L212 206H210ZM199 205V204H198ZM202 205V204H201ZM259 205V206H260ZM197 206V205H196ZM206 207H207V205H205ZM203 207V206H202ZM258 207V206H257ZM262 206H260V209H262L261 208ZM204 208V207H203ZM212 208V207H211ZM259 208V207H258ZM198 209H199V207H198ZM209 210V209H208ZM211 210V209H210ZM262 210H264V209H262ZM253 211V212H252ZM254 211H255V213H254ZM260 212V211H259ZM258 213V212H257ZM259 215V214H258ZM257 216V215H256ZM255 218H257V217H255Z\"/></svg>", "mask_w": 264, "mask_h": 264}]
</instances>
